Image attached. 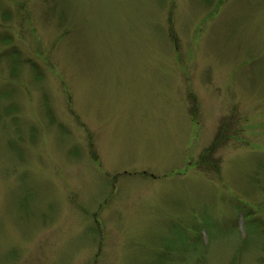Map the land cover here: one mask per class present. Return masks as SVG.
<instances>
[{"label": "rangeland", "instance_id": "374dc122", "mask_svg": "<svg viewBox=\"0 0 264 264\" xmlns=\"http://www.w3.org/2000/svg\"><path fill=\"white\" fill-rule=\"evenodd\" d=\"M0 264H264V0H0Z\"/></svg>", "mask_w": 264, "mask_h": 264}]
</instances>
